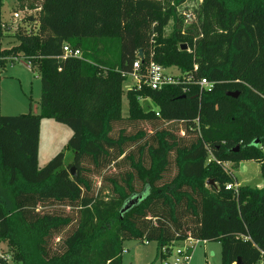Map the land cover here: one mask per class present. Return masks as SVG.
<instances>
[{
  "label": "trees",
  "instance_id": "16d2710c",
  "mask_svg": "<svg viewBox=\"0 0 264 264\" xmlns=\"http://www.w3.org/2000/svg\"><path fill=\"white\" fill-rule=\"evenodd\" d=\"M17 1L32 12L11 35L17 44L0 48V66L30 62L41 96L39 113L4 115L0 77V240L14 262L123 264L127 239L156 241L167 259L193 238L220 242V264H264V184L229 189L225 169L256 160L264 177V0ZM2 7L0 42L11 29ZM65 45L81 55L64 56ZM139 49L140 86L125 89ZM151 60L176 67L178 80L151 88ZM43 118L72 129L70 162L59 152L38 166Z\"/></svg>",
  "mask_w": 264,
  "mask_h": 264
},
{
  "label": "rangeland",
  "instance_id": "374dc122",
  "mask_svg": "<svg viewBox=\"0 0 264 264\" xmlns=\"http://www.w3.org/2000/svg\"><path fill=\"white\" fill-rule=\"evenodd\" d=\"M19 2L17 0H3L2 13L5 22L11 26L10 32H7L0 42L1 47H11L17 44L12 33L17 29L24 17V12L19 11ZM19 11V16L14 15ZM171 74H178L176 67L167 69ZM1 77V112L4 115H19L26 113H37L40 110L39 101L41 96V82L39 74L34 66L28 63L24 58H17L14 62L6 63L0 66ZM135 82L133 78L128 79L124 88L127 89ZM128 113L127 99L123 98V114ZM163 126L178 131L183 128L182 123H164ZM148 134H153L155 128L150 124L141 125ZM134 131L132 126L127 127ZM73 132L67 124L56 121L53 118H43L40 125V140L38 148V166L44 167L57 153L64 152L65 161L68 163L73 159V151L67 147L69 139ZM142 144L138 143L137 147ZM233 163H225V169L232 172L237 177L236 182L239 185H250L253 187H262L264 177L261 173V165L256 160L243 161L238 168L233 167ZM119 170L118 166H114ZM113 167L110 171L114 170ZM96 182L100 185V177H96ZM123 264H163L164 259L156 257L158 244L156 241L144 242L139 239H127L123 243ZM174 248H180L189 260L182 264H220L222 249L218 241H204L197 239H188L180 241L174 245ZM10 254L7 242L0 240V255ZM7 264H16L12 258L7 260Z\"/></svg>",
  "mask_w": 264,
  "mask_h": 264
},
{
  "label": "built area",
  "instance_id": "2783aa9c",
  "mask_svg": "<svg viewBox=\"0 0 264 264\" xmlns=\"http://www.w3.org/2000/svg\"><path fill=\"white\" fill-rule=\"evenodd\" d=\"M19 11L24 12V17L25 15H27V13L29 14L30 12H32L31 10L27 8H25L24 10L20 9ZM19 11H15L14 15L16 17L19 16ZM186 17L188 19H191L192 17L191 11L186 13ZM63 49H64V56L78 57L81 55V52L79 49L73 50L68 45H65ZM133 67H134V72L129 73V75L133 78V80H135V83H137L140 86L141 78H142L141 73L139 72V70H141V58H138L137 60H135V62L133 63ZM177 80L178 79L175 74H171L170 72L167 71V68H164L162 65L152 60L145 66L144 81L149 86H151V88L153 89H160L164 85L169 84V83H174ZM199 84L206 88H211L213 86V83L210 82L207 78H201V80L199 81ZM157 115H159V113H157ZM212 159L213 157L210 156L208 157L207 161L209 162ZM226 187L229 189L234 188L235 191H237L239 186L235 183H228ZM197 241L199 240L197 239ZM11 257L12 256L10 254H4L2 259L4 260L5 264H7V260ZM187 260H189V256L185 255L182 249L173 248L171 255L167 259H164L163 264H182L183 262Z\"/></svg>",
  "mask_w": 264,
  "mask_h": 264
},
{
  "label": "water",
  "instance_id": "95a60500",
  "mask_svg": "<svg viewBox=\"0 0 264 264\" xmlns=\"http://www.w3.org/2000/svg\"><path fill=\"white\" fill-rule=\"evenodd\" d=\"M181 47L183 49H186L187 45L183 44ZM138 57L143 58V49H139ZM238 94H239L238 91H229V92H227V95L231 96V97H237ZM256 142L258 143V140H256ZM238 148H239V146H237L236 150H238ZM71 171H72V176H75L76 173H75V168L74 167L71 168ZM207 184L216 185V182L214 181V179H209L207 181ZM147 194H148V187H146L143 192L134 193L131 196H129L123 202V204H122V206H121V208L119 210L121 217L123 216L124 213L128 212L129 210H131L135 206L139 205L146 198ZM194 263H195V260H193L191 262V264H194ZM235 264H244V262L241 259V257H239L237 259V261L235 262Z\"/></svg>",
  "mask_w": 264,
  "mask_h": 264
},
{
  "label": "crops",
  "instance_id": "0c3cea01",
  "mask_svg": "<svg viewBox=\"0 0 264 264\" xmlns=\"http://www.w3.org/2000/svg\"><path fill=\"white\" fill-rule=\"evenodd\" d=\"M28 63H29V62H28ZM39 111H40V110H39ZM35 112L37 113V111H35ZM38 113H39V112H38ZM242 162H243V161H242ZM242 162L239 163V166H238V167H240V165H241ZM233 175H234V174H233ZM234 176H235V175H234ZM235 178H236V180H237V177H235ZM234 183H235V182H234ZM235 184H240V183H239V182H236Z\"/></svg>",
  "mask_w": 264,
  "mask_h": 264
}]
</instances>
